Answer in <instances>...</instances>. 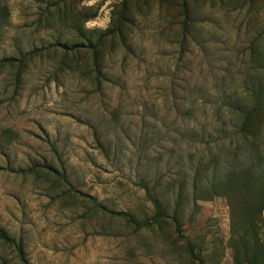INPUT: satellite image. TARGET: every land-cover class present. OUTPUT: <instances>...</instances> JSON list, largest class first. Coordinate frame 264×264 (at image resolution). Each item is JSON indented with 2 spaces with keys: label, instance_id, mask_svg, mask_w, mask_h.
Returning a JSON list of instances; mask_svg holds the SVG:
<instances>
[{
  "label": "rangeland",
  "instance_id": "1",
  "mask_svg": "<svg viewBox=\"0 0 264 264\" xmlns=\"http://www.w3.org/2000/svg\"><path fill=\"white\" fill-rule=\"evenodd\" d=\"M6 58L0 264H264V0H0Z\"/></svg>",
  "mask_w": 264,
  "mask_h": 264
},
{
  "label": "trees",
  "instance_id": "2",
  "mask_svg": "<svg viewBox=\"0 0 264 264\" xmlns=\"http://www.w3.org/2000/svg\"><path fill=\"white\" fill-rule=\"evenodd\" d=\"M184 11L186 14L188 13L186 7ZM38 53H39V50H35L31 52L29 56H34V55H37ZM25 59L26 57L23 58V60ZM23 60L14 59V58L2 59L0 60V66L1 67H5L7 65L14 66L17 63H21ZM261 111H264V100L261 97L256 96L255 107L251 110H247L243 112L244 120L242 123V127L240 129V134L243 137L257 138V136L259 135V130L256 129L255 127L254 119L257 116V114ZM33 172H34L33 169L31 170L29 169V170H21L19 173L26 175V174L33 173ZM143 188L146 190L147 196L152 201L154 208H155L154 216L147 220H143V221L136 219L131 213L110 211L104 206H102L101 204H99L94 198H91L89 196H85V198L87 202L93 206V210L95 212L102 214V215L109 216L110 218H113V219L124 220L128 226L134 228L136 231H140V230L149 229V228L154 227L155 225L159 224L165 218V212L162 209V206L160 205L158 200L154 196L151 195L147 187H143ZM0 240H2L6 244L15 245L14 241L10 238V236L3 229H0ZM189 250L193 257H195L196 259H199L196 256L195 250L191 245H189ZM17 253H18V257L21 263L28 264L26 260L25 252L21 246L17 247Z\"/></svg>",
  "mask_w": 264,
  "mask_h": 264
}]
</instances>
